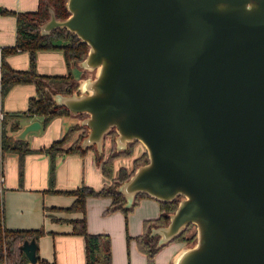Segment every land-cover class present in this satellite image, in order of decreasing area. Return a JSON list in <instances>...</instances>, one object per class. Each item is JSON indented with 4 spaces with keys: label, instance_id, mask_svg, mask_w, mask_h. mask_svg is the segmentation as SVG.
Wrapping results in <instances>:
<instances>
[{
    "label": "water",
    "instance_id": "1",
    "mask_svg": "<svg viewBox=\"0 0 264 264\" xmlns=\"http://www.w3.org/2000/svg\"><path fill=\"white\" fill-rule=\"evenodd\" d=\"M67 27L89 44L93 74L56 92L87 126L82 145L139 140L148 160L118 188L177 200L153 227L167 242L195 223L197 238L172 264H264V0H66ZM32 119L17 131L39 130ZM32 262L35 236L21 243Z\"/></svg>",
    "mask_w": 264,
    "mask_h": 264
},
{
    "label": "crops",
    "instance_id": "2",
    "mask_svg": "<svg viewBox=\"0 0 264 264\" xmlns=\"http://www.w3.org/2000/svg\"><path fill=\"white\" fill-rule=\"evenodd\" d=\"M39 0H0V79L2 47L12 45L17 36V13L19 10L36 9ZM31 52L19 49L6 54V59L15 68L30 67ZM36 68L42 73L64 74L70 70L77 81L83 82L93 74L91 69L79 63H67L64 51L60 47L39 48L36 50ZM36 84L22 81L12 84L3 95L0 86V117L6 111L13 112L27 108L29 97L36 93ZM80 113H61L53 115L44 124L43 115L20 116L21 126L8 132L16 135L25 123L39 119V130L30 131L26 139L33 150L24 154L21 172L20 154L16 150L2 153L1 182L5 222L9 226L39 227L46 231L38 237V252L41 256L57 264H87L85 236L72 231L71 220L80 216L82 211L66 209L74 199L68 189L82 182L96 188L107 184L111 179L96 159V153L89 149L85 153L78 151L58 152L54 183H50V155L39 148L50 144L63 135L66 128L78 122ZM14 120L13 116H9ZM145 151L141 141L134 145L132 155H120L114 160V171L121 165L131 167L134 158ZM110 195H88L87 223L90 231H106L111 235L113 264H147L146 254L139 249L136 235L143 230L145 218L156 217L161 212L160 201L150 194L140 197L134 209L125 215L121 209L105 212L111 203ZM127 234L131 236L128 238ZM188 245L183 239L169 240L155 254L161 263H172L177 254ZM29 264H37L30 262Z\"/></svg>",
    "mask_w": 264,
    "mask_h": 264
},
{
    "label": "trees",
    "instance_id": "3",
    "mask_svg": "<svg viewBox=\"0 0 264 264\" xmlns=\"http://www.w3.org/2000/svg\"><path fill=\"white\" fill-rule=\"evenodd\" d=\"M54 8L58 17H65L69 14L66 0H39L36 9L19 10L17 13V36L16 41L12 45L2 47L1 56V79L0 86L4 95L12 84L22 81H32L36 84V93L31 95L28 100L27 108L24 110L3 113L0 117V175L2 173V153L5 150H16L20 154L21 172L23 171L24 154L34 148L31 147L26 138H18L13 133L8 132L9 128L16 131L20 126V116H31L34 114L43 115V123L46 124L55 114L70 113L69 108L59 103L54 94L58 91L63 93H71L77 87V79L70 70L64 74L42 73L36 68V50L39 48L60 47L64 51V55L68 65L78 63L88 51L89 44L82 40L80 36L69 30L67 27H56L50 32L43 33L41 31V23L50 17V8ZM19 49H29L31 52L30 67L15 68L6 59V54ZM9 116H13L14 120H10ZM79 130V131H78ZM87 126L80 122L70 124L63 135L54 139L50 144L39 148L50 155V183H54L57 153L78 151L85 153L89 149H93L96 153V159L102 165L104 172L110 176V183L96 188L90 184L82 182L80 185L68 189V192L74 194V199L66 206V209L80 210L82 214L75 216L71 220L72 231L82 233L85 236L86 260L87 264H113L112 263V242L111 235L106 231H90L87 223V204L88 195H110L112 200L110 205L105 209L109 212L115 209H121L127 215L136 204H138L142 195L146 192L136 194L132 204L126 205V197L118 188V185L127 179L133 172L135 167L148 160L147 151L138 154L133 161L131 167L121 165L115 173L114 160L120 155H132L134 145L138 140L129 142L124 148H117L113 144L108 154L104 150H99L96 145L83 146L82 139L86 134ZM115 129H111L112 133ZM77 132V133H76ZM76 138L72 140L74 134ZM69 142V143H68ZM68 143V144H66ZM1 185V180H0ZM161 212L156 217L145 218L143 221V230L136 235L137 244L147 257V264H172L161 263L155 258L156 252L167 242H159V234L153 233L155 226L162 225L169 220V212L174 210L177 200L164 201L160 200ZM187 228L179 235L173 237L183 240L192 238L186 235ZM46 231L42 225L39 227H18L9 226L5 222L2 186L0 189V264H29L25 251L21 248V243L25 238L35 236L36 239ZM131 235L127 234L129 238ZM171 239V240H172ZM37 264H57L56 260L49 259L39 255Z\"/></svg>",
    "mask_w": 264,
    "mask_h": 264
},
{
    "label": "rangeland",
    "instance_id": "4",
    "mask_svg": "<svg viewBox=\"0 0 264 264\" xmlns=\"http://www.w3.org/2000/svg\"><path fill=\"white\" fill-rule=\"evenodd\" d=\"M79 131V130H78ZM77 133V132H76ZM76 133L74 134L72 140L76 138ZM116 131H112V133L108 132L106 135H105V138H104V144H103V150L105 151L106 154H108L109 150L111 149V146L112 144L118 148V144H117V141L115 140V136H116ZM139 141V140H138ZM137 141V142H138ZM69 143V142H68ZM66 143V144H68ZM143 143V142H142ZM144 144V143H143ZM145 146V144H144ZM145 150H146V146H145ZM147 151V150H146ZM111 181V180H110ZM110 181L108 183H110ZM142 197V196H141ZM154 197V196H153ZM156 198V197H155ZM158 199V198H157ZM159 200V199H158ZM133 210V209H132ZM131 210V211H132ZM130 211V212H131ZM187 230H186V235L188 236H192V238L190 240H186L188 241L189 244H192L196 241V238H197V226L195 223H190L188 226H186ZM179 239V238H178ZM175 240H177V238H175ZM31 262V261H30Z\"/></svg>",
    "mask_w": 264,
    "mask_h": 264
},
{
    "label": "built area",
    "instance_id": "5",
    "mask_svg": "<svg viewBox=\"0 0 264 264\" xmlns=\"http://www.w3.org/2000/svg\"><path fill=\"white\" fill-rule=\"evenodd\" d=\"M3 179H4V175L1 173V175H0L1 182H2ZM0 189H1V185H0Z\"/></svg>",
    "mask_w": 264,
    "mask_h": 264
}]
</instances>
